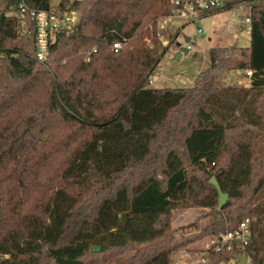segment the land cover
Instances as JSON below:
<instances>
[{
    "label": "trees",
    "instance_id": "trees-1",
    "mask_svg": "<svg viewBox=\"0 0 264 264\" xmlns=\"http://www.w3.org/2000/svg\"><path fill=\"white\" fill-rule=\"evenodd\" d=\"M244 3L250 46L212 47L192 86L155 88L180 36L159 37L172 0H61L79 21L44 62L34 20L0 0V264H171L191 241L175 213L191 208L210 209L201 238L251 218L240 252L264 264V0L226 9Z\"/></svg>",
    "mask_w": 264,
    "mask_h": 264
},
{
    "label": "rangeland",
    "instance_id": "rangeland-1",
    "mask_svg": "<svg viewBox=\"0 0 264 264\" xmlns=\"http://www.w3.org/2000/svg\"><path fill=\"white\" fill-rule=\"evenodd\" d=\"M59 1L51 0V5H56ZM251 8V4L244 3L231 9L217 11L215 12L216 15L205 17L197 24L181 25L175 23L162 28L166 33L164 36L159 34L162 46L170 45L169 34L180 31V36L177 38L176 44H171L167 55L156 69L150 86L155 88L192 86L199 72L210 66L209 50L212 47H229L233 44L244 47L250 46L251 37L247 33V26H251V24L246 22V18L250 17ZM199 28L202 29L201 33L198 32ZM159 29H161L160 26ZM235 33L238 34L237 38ZM186 36L193 41V49L188 54L181 52L179 46L180 43L186 47ZM146 41L147 46H150V40L147 39ZM179 53H181V57L177 58L176 55ZM227 79L236 80V74L230 73ZM241 82L249 83L247 78L242 79ZM209 211V208H196L176 212L174 217V227L177 228L175 239L181 241L188 238L193 242L199 239L201 231L208 223V218L204 215ZM192 223H195V226L186 228ZM234 263L233 261L231 264Z\"/></svg>",
    "mask_w": 264,
    "mask_h": 264
},
{
    "label": "built area",
    "instance_id": "built-area-1",
    "mask_svg": "<svg viewBox=\"0 0 264 264\" xmlns=\"http://www.w3.org/2000/svg\"><path fill=\"white\" fill-rule=\"evenodd\" d=\"M61 1V0H60ZM60 1L56 5H51L49 9H37L31 7L27 0H19L18 9L15 15L21 17L22 24L26 23V15L34 20L36 24V54L39 62L47 60L50 53V44L54 41L57 33L65 31L71 33L79 21V14L76 11L61 10L58 8ZM78 1V0H70ZM230 0H172L171 10L168 15L159 18L158 26L166 28L167 25L175 23L187 25L198 23L207 15L226 9ZM246 22L251 24L250 17ZM251 31V26L248 28ZM201 33L202 29L199 28ZM121 41L113 43V51L119 52L123 48ZM185 46L193 49V41H186ZM154 75L150 82H153ZM252 219L246 218L240 222L233 230L222 231L218 234H211L198 237L196 241L181 247L173 257L171 264H212V254L221 252H234V255H246L244 252L252 239ZM247 256V264H254L251 257ZM237 264L238 259L234 256L231 259H224L216 264Z\"/></svg>",
    "mask_w": 264,
    "mask_h": 264
},
{
    "label": "water",
    "instance_id": "water-1",
    "mask_svg": "<svg viewBox=\"0 0 264 264\" xmlns=\"http://www.w3.org/2000/svg\"><path fill=\"white\" fill-rule=\"evenodd\" d=\"M186 41H190L191 38L186 36L185 37ZM179 46L181 47V52L188 54L189 53V49L187 47H183L180 43ZM177 58L181 57V53L176 55ZM211 183L217 188L218 190V194H219V203H218V209H222L227 202L229 201V195L228 193L224 192L218 182V180L216 178L211 179ZM235 258L238 259L237 264H247V256L246 255H240V254H235L234 255Z\"/></svg>",
    "mask_w": 264,
    "mask_h": 264
},
{
    "label": "crops",
    "instance_id": "crops-1",
    "mask_svg": "<svg viewBox=\"0 0 264 264\" xmlns=\"http://www.w3.org/2000/svg\"><path fill=\"white\" fill-rule=\"evenodd\" d=\"M214 15H216V14H214ZM214 15H212V16H214ZM228 18V17H227ZM250 26H247V33L250 35V32L248 31V28H249ZM235 36H236V38L238 37V34L237 33H235ZM245 47H248V46H245ZM191 209H196V208H191ZM187 210H189V209H187ZM183 211H186V210H183ZM174 220H175V218H174ZM174 220H173V224H174Z\"/></svg>",
    "mask_w": 264,
    "mask_h": 264
}]
</instances>
